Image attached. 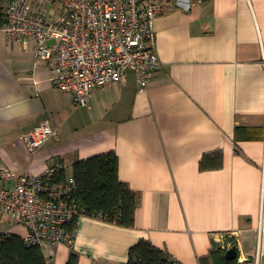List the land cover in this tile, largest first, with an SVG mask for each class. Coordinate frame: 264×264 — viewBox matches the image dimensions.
Masks as SVG:
<instances>
[{
	"label": "crops",
	"instance_id": "0c3cea01",
	"mask_svg": "<svg viewBox=\"0 0 264 264\" xmlns=\"http://www.w3.org/2000/svg\"><path fill=\"white\" fill-rule=\"evenodd\" d=\"M35 49L0 29V166L40 176L62 163L69 179L77 162L113 152L138 198L135 227L82 217L72 246L42 247L52 264L72 253L78 264H126L142 240L200 264L224 234L236 237L241 263L264 264V0H162L161 65L148 90L129 71L83 107ZM46 118L56 135L31 152L27 134ZM218 151L223 168L202 172L203 157ZM0 226L27 234L9 214Z\"/></svg>",
	"mask_w": 264,
	"mask_h": 264
},
{
	"label": "built area",
	"instance_id": "2783aa9c",
	"mask_svg": "<svg viewBox=\"0 0 264 264\" xmlns=\"http://www.w3.org/2000/svg\"><path fill=\"white\" fill-rule=\"evenodd\" d=\"M46 1L59 5L61 12L54 16L44 10ZM34 2L0 0L3 31L23 46L35 42L37 60L53 72L56 87L72 96L75 107L86 106L95 90L124 82L129 71L135 74L138 91L148 90L161 65L155 21L162 0H41L38 6ZM55 135L46 118L27 134V145L36 152ZM63 171L60 163L40 176L18 177L0 166V213L27 229L23 242L28 247L72 246L79 220L87 217L74 198L73 177L61 179ZM224 239L225 234L218 242Z\"/></svg>",
	"mask_w": 264,
	"mask_h": 264
},
{
	"label": "trees",
	"instance_id": "16d2710c",
	"mask_svg": "<svg viewBox=\"0 0 264 264\" xmlns=\"http://www.w3.org/2000/svg\"><path fill=\"white\" fill-rule=\"evenodd\" d=\"M5 22L4 16L0 14V29H3ZM223 166L224 156L220 151L205 155L200 162L202 172L217 171ZM72 177L76 187L74 198L87 217L125 228L135 227L138 198L121 181L119 160L115 153L77 162L73 167ZM60 178H66L65 171L60 174ZM232 247H238L236 237L225 234L223 244L213 242L209 256L202 258L200 264H249L241 263L239 257L229 260L226 253ZM78 263V255L72 253L67 264ZM0 264H52V261L46 258L42 247L26 246L23 237L0 234ZM126 264L180 263L150 242L142 240L131 248Z\"/></svg>",
	"mask_w": 264,
	"mask_h": 264
},
{
	"label": "water",
	"instance_id": "95a60500",
	"mask_svg": "<svg viewBox=\"0 0 264 264\" xmlns=\"http://www.w3.org/2000/svg\"><path fill=\"white\" fill-rule=\"evenodd\" d=\"M226 256L229 260H234L236 258H238L239 256V249L238 247H232L230 248L227 253H226Z\"/></svg>",
	"mask_w": 264,
	"mask_h": 264
},
{
	"label": "rangeland",
	"instance_id": "374dc122",
	"mask_svg": "<svg viewBox=\"0 0 264 264\" xmlns=\"http://www.w3.org/2000/svg\"><path fill=\"white\" fill-rule=\"evenodd\" d=\"M44 10H53L52 3L49 1H46V4L43 7ZM5 229V226H0V231Z\"/></svg>",
	"mask_w": 264,
	"mask_h": 264
}]
</instances>
